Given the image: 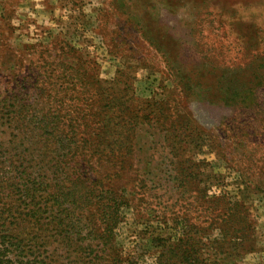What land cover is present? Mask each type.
Wrapping results in <instances>:
<instances>
[{"label":"rangeland","instance_id":"obj_1","mask_svg":"<svg viewBox=\"0 0 264 264\" xmlns=\"http://www.w3.org/2000/svg\"><path fill=\"white\" fill-rule=\"evenodd\" d=\"M0 264H264V0H0Z\"/></svg>","mask_w":264,"mask_h":264}]
</instances>
